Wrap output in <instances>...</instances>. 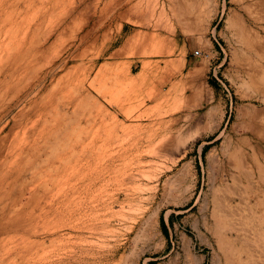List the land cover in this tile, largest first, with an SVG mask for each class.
<instances>
[{"label":"rangeland","instance_id":"1","mask_svg":"<svg viewBox=\"0 0 264 264\" xmlns=\"http://www.w3.org/2000/svg\"><path fill=\"white\" fill-rule=\"evenodd\" d=\"M253 1L0 0V264H264Z\"/></svg>","mask_w":264,"mask_h":264},{"label":"bare ground","instance_id":"2","mask_svg":"<svg viewBox=\"0 0 264 264\" xmlns=\"http://www.w3.org/2000/svg\"><path fill=\"white\" fill-rule=\"evenodd\" d=\"M260 1V0H259ZM259 1H258V4H259ZM254 3H255V1H253ZM257 3H255V5H256ZM257 4V5H258ZM251 5V4H250ZM256 5V7L257 8H260V6H257ZM260 5H262L261 3H260ZM252 6V5H251ZM255 7V8H256ZM263 7V6H262ZM251 8V7H250ZM253 9V8H252ZM255 10H258V9H255ZM255 10H251L252 11V14L255 12ZM262 10V9H261ZM136 11V10H135ZM127 12H129V11H127ZM259 12V11H258ZM261 12V11H260ZM259 12V13H260ZM124 13V12H123ZM130 13V12H129ZM137 13V12H136ZM251 12L249 11V15L251 16V14H250ZM263 14H264V11L262 12ZM126 14H128V13H126ZM150 14V13H149ZM160 14V13H159ZM255 14V13H254ZM254 14H253V17L251 18V22H252V24L253 25H256V26H259V25H262L261 24V21H263L264 20V15H261V13L260 14H257V15H255L254 16ZM135 16H137V15H135ZM136 18V17H135ZM121 19H122V16H121ZM126 20V19H125ZM129 21V20H128ZM154 21V20H153ZM131 23H132V21H131ZM136 23V22H135ZM159 23V22H158ZM243 28V27H242ZM250 28V27H249ZM240 29V28H239ZM252 30V29H251ZM243 32V31H242ZM252 32V31H251ZM240 33V32H239ZM160 37V36H159ZM245 39V38H244ZM133 43V42H132ZM138 43V42H137ZM122 45V44H121ZM134 45V44H133ZM132 45V46H133ZM132 46H130V48L132 47ZM135 46V45H134ZM122 47V46H121ZM136 47V46H135ZM121 49V48H120ZM129 49V48H128ZM125 50V49H124ZM258 51V50H257ZM134 52V51H133ZM141 52V51H140ZM125 75V74H124ZM27 84V83H26ZM6 107V106H5ZM4 108V107H3ZM255 110V109H254ZM259 116V115H258ZM254 118V117H253ZM246 125V124H245ZM250 128V127H249ZM254 129V128H253ZM255 131V130H254ZM154 156V155H153ZM143 163V162H142ZM147 163V162H146ZM145 164V163H144ZM233 167V166H232ZM234 167H235V165H234ZM162 170V169H161ZM245 171V170H244ZM246 172V171H245ZM133 175V174H132ZM232 175H234V174H232ZM144 177L146 176V175H143ZM156 176V175H155ZM154 176V177H155ZM126 177V176H125ZM153 177V178H154ZM237 177V176H236ZM152 178V177H151ZM248 178V177H247ZM150 179V178H149ZM237 180V179H236ZM133 181V180H132ZM254 185V184H253ZM113 187V186H112ZM97 192V191H96ZM225 193V192H224ZM104 197H105V195H104ZM103 197V198H104ZM218 197V196H217ZM213 200V199H212ZM216 200V199H215ZM216 204V203H215ZM218 204V203H217ZM215 208V207H214ZM226 208V207H225ZM225 208H224V210H225ZM234 208V207H233ZM222 209V208H221ZM89 210V209H88ZM223 210V211H224ZM230 211V210H229ZM228 212V211H227ZM232 212V211H231ZM235 212V211H234ZM80 213V212H79ZM69 214V213H68ZM86 214V213H85ZM235 215H236V213H235ZM255 215V214H254ZM78 216H79V214H78ZM238 216V215H237ZM88 217V216H87ZM109 217V216H108ZM238 218V217H237ZM74 222H76V221H74ZM256 223V222H255ZM72 226V225H71ZM76 226V225H75ZM74 225H73V227H75ZM255 227V226H254ZM74 229V228H73ZM88 230V229H87ZM90 230V229H89ZM225 230V229H224ZM103 231V230H102ZM239 231V230H238ZM100 232V231H99ZM104 233V232H103ZM225 233V232H224ZM93 234V233H92ZM67 235H69V234H67ZM72 235V234H71ZM248 236V235H247ZM105 237V236H104ZM234 238V237H233ZM241 238V237H240ZM246 238V237H245ZM228 240H229V238H227ZM226 238H224V237H221V236H219V235H216V242H217V245H218V247L219 248H224L225 249V247H227V246H229L230 244H231V242L230 241H228ZM235 239V238H234ZM234 239H233V241H234ZM245 240V239H244ZM244 242V241H243ZM245 243V242H244ZM246 246V245H245ZM235 247V246H234ZM230 248V247H229ZM190 251V250H189ZM188 251H186V253H187ZM189 253V252H188ZM222 253H224V256H222V258L223 259H225V264H234V262H232V260H231V258H229L228 256H227V254L225 253V252H223V250H222ZM187 256V255H186ZM189 257V256H188ZM203 257V256H202ZM189 260H190V258H189ZM188 260V261H189ZM129 261V260H128ZM187 261V262H188ZM256 261V260H255ZM252 262V261H251ZM126 263V262H125ZM190 263V262H189ZM128 264H130V263H128ZM185 264H186V261H185ZM217 264H218V262H217Z\"/></svg>","mask_w":264,"mask_h":264}]
</instances>
